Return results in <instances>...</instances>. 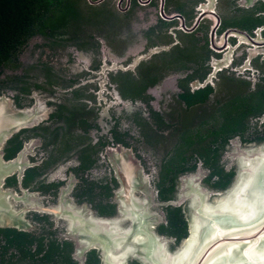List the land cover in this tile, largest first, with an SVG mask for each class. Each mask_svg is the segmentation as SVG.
<instances>
[{
	"label": "flooded vegetation",
	"instance_id": "flooded-vegetation-1",
	"mask_svg": "<svg viewBox=\"0 0 264 264\" xmlns=\"http://www.w3.org/2000/svg\"><path fill=\"white\" fill-rule=\"evenodd\" d=\"M69 2L83 19L64 28L51 17ZM42 21L0 66L46 37L0 86L11 128L0 151L16 160L3 189L28 220L0 226V264H35L8 231L67 240L73 257L68 215L84 205L118 215V168L135 173L136 199L162 215L155 229L175 249L189 235L184 177L219 197L239 151L264 141V0H50ZM171 208L187 221L181 239L168 231ZM93 250L102 264L98 248L87 259Z\"/></svg>",
	"mask_w": 264,
	"mask_h": 264
},
{
	"label": "water",
	"instance_id": "water-1",
	"mask_svg": "<svg viewBox=\"0 0 264 264\" xmlns=\"http://www.w3.org/2000/svg\"><path fill=\"white\" fill-rule=\"evenodd\" d=\"M3 100L8 101L2 96L0 105ZM3 122L0 145L11 130L3 131ZM238 159L237 176L219 197L212 198L216 191L190 185L191 176L184 177V193L193 198L189 235L175 249L170 246L173 238L155 229L162 215L136 199L141 187L135 173L118 168V215L95 216L86 205L68 215L66 237L74 242L73 257L86 264L87 252L98 248L102 264H129L131 259L143 264H264V141L239 151ZM4 164L7 171L1 168ZM15 164L0 151V226L26 229L25 209H17L3 189Z\"/></svg>",
	"mask_w": 264,
	"mask_h": 264
},
{
	"label": "trees",
	"instance_id": "trees-1",
	"mask_svg": "<svg viewBox=\"0 0 264 264\" xmlns=\"http://www.w3.org/2000/svg\"><path fill=\"white\" fill-rule=\"evenodd\" d=\"M49 3L50 0H0V66L26 42L37 22H43ZM168 216L169 234L178 239L186 236L187 221L181 209L171 208ZM7 237L11 244L18 245L22 257L29 254L35 264H77L71 255L72 244L67 240L50 239L43 233L34 235L23 231H8ZM98 263L99 255L93 250L88 254L87 264Z\"/></svg>",
	"mask_w": 264,
	"mask_h": 264
},
{
	"label": "rangeland",
	"instance_id": "rangeland-1",
	"mask_svg": "<svg viewBox=\"0 0 264 264\" xmlns=\"http://www.w3.org/2000/svg\"><path fill=\"white\" fill-rule=\"evenodd\" d=\"M68 4L69 5L67 12H58L51 17V20L58 22V24L60 23L64 28L72 27L75 24H77L76 23L77 21L83 19V17L80 14H78L75 10H73L75 5L71 2H69ZM44 39L46 40V37H44L43 35L41 39L38 40L40 46H38L36 50L32 48V39H31V44L28 43L26 46L21 48L20 52L18 51L19 53L16 54V56L13 57L9 63H7L5 68H3L2 73L0 74V86L1 84H8L9 82L14 83L16 77L22 75L20 70L18 69H20V67L25 69V67L28 66L30 63L32 64L33 61L29 60L30 58H33L32 52H37L41 50L46 51L45 47L47 43L45 44ZM27 76H30V74H27ZM246 148H251V147L248 145L246 146ZM12 194L13 193H9L8 196L11 197ZM184 194H185L184 190H182V195ZM19 200L22 199H12V202L17 209H21L16 205V202H18ZM183 200L185 199H180V201Z\"/></svg>",
	"mask_w": 264,
	"mask_h": 264
}]
</instances>
